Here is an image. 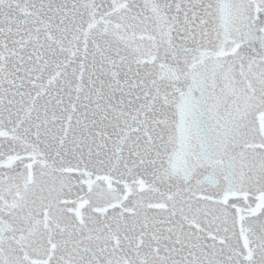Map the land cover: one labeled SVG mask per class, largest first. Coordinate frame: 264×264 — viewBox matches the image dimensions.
<instances>
[{
	"label": "snow or ice",
	"instance_id": "obj_1",
	"mask_svg": "<svg viewBox=\"0 0 264 264\" xmlns=\"http://www.w3.org/2000/svg\"><path fill=\"white\" fill-rule=\"evenodd\" d=\"M0 264H264V0H0Z\"/></svg>",
	"mask_w": 264,
	"mask_h": 264
}]
</instances>
